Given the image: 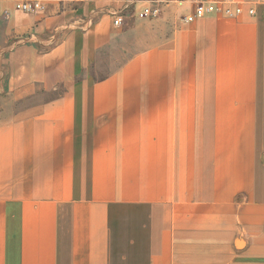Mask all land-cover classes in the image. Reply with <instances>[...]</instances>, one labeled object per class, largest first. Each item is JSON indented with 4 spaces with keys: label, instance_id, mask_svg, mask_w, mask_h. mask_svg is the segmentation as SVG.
<instances>
[{
    "label": "rangeland",
    "instance_id": "obj_1",
    "mask_svg": "<svg viewBox=\"0 0 264 264\" xmlns=\"http://www.w3.org/2000/svg\"><path fill=\"white\" fill-rule=\"evenodd\" d=\"M259 4L243 19L216 12L185 25L182 60L166 72L184 76L185 87L153 78V86H133V104L114 84L97 96L75 86L73 94L58 87L57 95L19 97L8 93V73L0 71V264H216L207 248L215 237L231 246L222 254L227 264L262 261ZM199 22L206 39L233 41V70L215 81L219 88H205L210 82L203 78L214 74L197 69L204 45L189 27ZM113 65L110 55H99L89 66V85L105 81ZM146 99L154 109H136L150 106ZM51 100L55 107L40 109Z\"/></svg>",
    "mask_w": 264,
    "mask_h": 264
},
{
    "label": "crops",
    "instance_id": "obj_2",
    "mask_svg": "<svg viewBox=\"0 0 264 264\" xmlns=\"http://www.w3.org/2000/svg\"><path fill=\"white\" fill-rule=\"evenodd\" d=\"M154 1L159 2L160 15L154 18L140 16L141 9ZM239 1L249 3L251 0ZM262 2L264 0L253 5L254 14ZM246 9L247 5L241 16L249 15ZM191 11L190 2L179 0H44L42 10L25 13L14 8V0H0V71L5 69L8 73V93L19 97L57 95L58 87H70L73 94L74 87L80 86L84 88L83 93L97 96L100 93L96 90L114 84L115 87L120 86L121 93L131 95L133 104V86H153V78L164 80L162 85L165 86L185 87L184 76L167 78L166 72L172 68L171 62L182 60L179 55L187 41L185 25L202 19L183 22L182 17ZM116 14L123 17L119 26L113 23ZM241 16L229 19H243ZM203 25L199 22L189 27L195 32L200 31L195 39L203 40L204 45V53L202 45L199 51L197 69L200 72L208 69L214 76H199V81L203 78L210 82L205 84V88H219L215 81L226 80L229 71L233 70V55L228 54L233 41L222 35L220 39H206L202 33ZM208 50L211 54L209 68L205 55ZM101 54L110 55L114 65L109 74L101 76L105 81L89 85V66ZM85 69L87 75L84 81L75 84V77ZM155 71L160 72L156 77ZM147 79L150 81L147 82ZM176 79L178 83L174 82ZM199 86H202L201 82ZM126 87H131L130 91ZM2 88L0 78V94ZM134 101L140 104V99L135 98ZM141 102L150 106L136 109H154L152 99ZM56 104V100H51L40 109L50 110ZM212 224L216 226L215 232L218 234V218ZM261 234L259 231L256 235L262 238ZM227 237L231 236L227 234ZM215 238L218 241L207 247L210 248V255H213L210 260L216 264H227L222 254L231 246ZM254 245H259V242ZM262 255V261L254 264H264V253Z\"/></svg>",
    "mask_w": 264,
    "mask_h": 264
},
{
    "label": "built area",
    "instance_id": "obj_3",
    "mask_svg": "<svg viewBox=\"0 0 264 264\" xmlns=\"http://www.w3.org/2000/svg\"><path fill=\"white\" fill-rule=\"evenodd\" d=\"M180 2H190L192 11L182 17V21L190 23L198 18L220 12L227 16L241 15L247 5L246 12L249 15L254 14L253 5L262 0H251L244 3L239 0H179ZM158 1H154L151 5L144 6L140 11V16L146 18H154L160 15V6ZM14 8L25 13H33L44 8V0H14ZM123 17L116 14L113 23L117 26L121 25Z\"/></svg>",
    "mask_w": 264,
    "mask_h": 264
}]
</instances>
